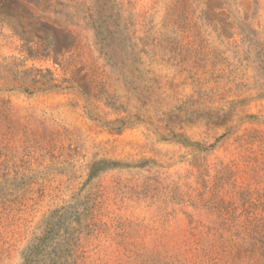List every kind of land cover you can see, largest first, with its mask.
<instances>
[{
    "label": "rangeland",
    "instance_id": "1",
    "mask_svg": "<svg viewBox=\"0 0 264 264\" xmlns=\"http://www.w3.org/2000/svg\"><path fill=\"white\" fill-rule=\"evenodd\" d=\"M0 264H264V0H0Z\"/></svg>",
    "mask_w": 264,
    "mask_h": 264
},
{
    "label": "trees",
    "instance_id": "2",
    "mask_svg": "<svg viewBox=\"0 0 264 264\" xmlns=\"http://www.w3.org/2000/svg\"><path fill=\"white\" fill-rule=\"evenodd\" d=\"M17 2H19V0H11V3H17ZM26 256H27L26 261H28L30 256L29 255H26Z\"/></svg>",
    "mask_w": 264,
    "mask_h": 264
}]
</instances>
